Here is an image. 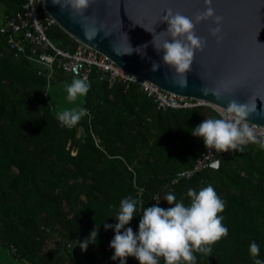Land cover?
I'll return each instance as SVG.
<instances>
[{"label":"trees","instance_id":"1","mask_svg":"<svg viewBox=\"0 0 264 264\" xmlns=\"http://www.w3.org/2000/svg\"><path fill=\"white\" fill-rule=\"evenodd\" d=\"M25 2L0 0L5 15L20 11ZM46 35L62 48L78 45L58 25L47 28ZM59 80L71 83L67 76ZM46 87L37 67L24 58L15 60L6 36L0 35V244L13 250L16 259L77 264L71 254L63 258L49 245H79L94 228L97 241L84 251L85 263L120 264L111 259L114 231L104 224L117 223L123 198L138 200L134 218L125 226L136 232L142 207H170L164 200L169 193L188 204L189 188L211 185L225 202L218 215L228 235L211 246L210 256L194 253L196 264L264 260V149L243 145L242 151L224 156L218 169L173 181L205 149L203 140L191 135L192 128L219 118L215 110L157 109L136 85H109L94 74L83 103L90 116L68 128L58 121L60 111ZM251 242L260 248L258 257L250 255ZM126 264L139 262L127 257Z\"/></svg>","mask_w":264,"mask_h":264},{"label":"clouds","instance_id":"2","mask_svg":"<svg viewBox=\"0 0 264 264\" xmlns=\"http://www.w3.org/2000/svg\"><path fill=\"white\" fill-rule=\"evenodd\" d=\"M91 3L92 0H54V4L58 5L61 11L70 8L82 17V21L89 19L84 12ZM203 4L205 10L192 18L168 8L159 20L167 24L166 31L156 33L154 27L151 31L144 28L149 33H155L150 43L158 53L162 52L163 64L173 69L174 74L179 77L174 79L173 83L181 88L188 86L186 74L191 71L195 53L202 50L207 43L205 38L196 36L195 25L211 19L216 26L209 29V35L217 41L223 39L221 35L223 17L215 14L211 6L212 0H203ZM97 32L95 28L85 29L84 34L91 40L96 37ZM108 35L104 33V36ZM123 35L128 42L127 35ZM147 46L144 44L133 49L128 43L127 52L121 55H131L135 52L143 59L144 49ZM160 67V63L151 61L152 72L158 71ZM89 89L90 84L86 79H73L66 85L67 100L70 103L75 102L78 97L85 96ZM201 91L204 95L209 94L207 89L202 88ZM215 95L219 99V93ZM252 110L253 107L248 103H240L237 99H232L219 118L204 119L192 128L191 135L201 138L205 148L221 153L230 150L242 151L241 146L248 143L257 144L264 149V138H258L247 122ZM56 116L62 126L71 128L83 117L90 116V113L84 108H70L60 111ZM216 166L218 167V164ZM186 196L189 198L188 204L184 203V197L177 201L176 195L169 193L164 200L170 207L166 209L157 205L142 207L136 232L131 227L125 226L134 218L138 200L131 196L123 198L115 216L117 223L104 224L105 230L114 231L109 243V247L113 250L111 259H118L120 264H126L127 257H134L139 264H160L161 258L164 264H196L197 258L194 253L210 256L211 246L228 235V229L222 223L223 216L218 215L224 211L225 202L211 185L199 191L189 188ZM97 235V229L93 228L89 236L79 242L81 250L86 251L89 243H96ZM249 252L254 258L259 256L260 248L256 242L250 243ZM254 264H264V260L255 259Z\"/></svg>","mask_w":264,"mask_h":264},{"label":"water","instance_id":"3","mask_svg":"<svg viewBox=\"0 0 264 264\" xmlns=\"http://www.w3.org/2000/svg\"><path fill=\"white\" fill-rule=\"evenodd\" d=\"M43 2L45 11L63 31L125 71L165 91L199 98L222 109L232 99L248 103L253 110L247 121L264 126V0H212L215 14L223 17V39L217 41L209 35V29L216 26L211 19L195 25L196 36L207 43L195 53L191 71L186 74L188 86L184 88L173 83L179 77L163 64L162 52L158 53L150 43L155 33L144 28L151 31L154 27L156 33L166 31L167 24L159 20L168 8L192 18L205 10L203 0H92L84 12L89 17L86 21L70 8L61 11L54 0ZM92 28L98 32L90 40L84 32ZM128 43L133 49L147 44L144 58L135 52L121 55L127 52ZM152 60L161 65L156 72L150 70ZM202 88L209 94L204 95ZM215 93H219V99Z\"/></svg>","mask_w":264,"mask_h":264},{"label":"built area","instance_id":"4","mask_svg":"<svg viewBox=\"0 0 264 264\" xmlns=\"http://www.w3.org/2000/svg\"><path fill=\"white\" fill-rule=\"evenodd\" d=\"M43 4V0H26L20 11L11 15L6 14L0 24V35L6 36L7 49L15 60L24 58L37 67V74L46 78V89L53 83L55 77L84 78L90 84L93 75L97 74L99 80L106 79L109 85L122 84L125 89L130 85H136L139 91L153 100L157 109H191L208 106L219 115L224 111L205 100L165 91L150 80L125 71L106 55L78 41V45L73 50L59 47L46 35V29L57 23L45 11ZM248 123L258 138H264L263 125ZM229 153L231 150L221 153L205 148L193 166L179 171L173 181L189 179L204 170H216L220 167L221 159ZM133 182L135 184V179ZM141 193L142 189L139 188L137 190L139 197ZM157 200L158 195H155L154 201ZM27 264L32 263L27 262Z\"/></svg>","mask_w":264,"mask_h":264},{"label":"crops","instance_id":"5","mask_svg":"<svg viewBox=\"0 0 264 264\" xmlns=\"http://www.w3.org/2000/svg\"><path fill=\"white\" fill-rule=\"evenodd\" d=\"M4 16L5 7L0 3V24L2 23ZM70 79L71 81L73 80L72 77H70ZM57 82L55 81L54 83H52L46 89V92L49 94V98L55 103L58 110L62 111L64 109L70 108H83L84 96L78 97L75 102L70 103L67 100V94H64V90H66V85L68 84L65 82V80H58ZM49 246L53 247L63 258H68L69 253L74 257L77 264H86L84 251H82L77 244L71 243L67 246L66 249L63 248V246L59 243H51ZM0 264H27V262L16 259L8 248L0 244Z\"/></svg>","mask_w":264,"mask_h":264},{"label":"rangeland","instance_id":"6","mask_svg":"<svg viewBox=\"0 0 264 264\" xmlns=\"http://www.w3.org/2000/svg\"><path fill=\"white\" fill-rule=\"evenodd\" d=\"M72 79H76V78L72 77ZM58 80H59V79H58ZM58 80H56V82H57ZM57 83H58V82H57ZM64 92H65V93H64ZM64 92H63L64 94H67L66 90H64ZM51 243H53V242H51ZM31 263H32V264H36L34 261H31Z\"/></svg>","mask_w":264,"mask_h":264}]
</instances>
